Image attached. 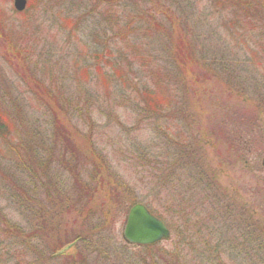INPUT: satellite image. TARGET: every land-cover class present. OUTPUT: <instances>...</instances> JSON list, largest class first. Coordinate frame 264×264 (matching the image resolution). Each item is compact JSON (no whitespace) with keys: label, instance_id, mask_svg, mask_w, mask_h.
<instances>
[{"label":"rangeland","instance_id":"1","mask_svg":"<svg viewBox=\"0 0 264 264\" xmlns=\"http://www.w3.org/2000/svg\"><path fill=\"white\" fill-rule=\"evenodd\" d=\"M26 1L17 11L0 0V102L11 119V139L0 140L8 224L0 264H175L178 254L202 264V223L215 229V254L232 257L226 264H264V249L245 253L246 235L230 229L221 208L222 199L231 213L240 208L264 237V58L248 50L257 49V31L234 37L241 17L218 0ZM144 90L161 97L162 113L142 112ZM164 133L171 148L174 138L192 151L195 166L153 167L155 147L169 161ZM59 138L79 155L64 152ZM26 140L31 153L20 156L32 170L37 144L53 143L47 172L60 194L51 203L36 170L25 175L7 153ZM136 155L148 157V169ZM132 200L173 224L167 240L124 242Z\"/></svg>","mask_w":264,"mask_h":264},{"label":"trees","instance_id":"2","mask_svg":"<svg viewBox=\"0 0 264 264\" xmlns=\"http://www.w3.org/2000/svg\"><path fill=\"white\" fill-rule=\"evenodd\" d=\"M217 4L220 7L223 8H227L228 10L231 11L233 17H241L240 21H233L232 22V26H230V30H231V34L236 35V37L239 39L240 37H242L243 35H245V31L247 30H256L258 33V38H259V42L257 43V49L256 51L251 50L250 48H248L249 53L252 54V56H254L256 54V52L259 53L260 58H264V0H218ZM32 5V3L30 2L27 7L29 8ZM229 24H230V20ZM238 24V25H237ZM185 60V59H182ZM194 60H197L196 58H194L192 56V58H189L188 60H185L186 62L184 63V69L190 67L193 63ZM217 69L220 68V66H216ZM188 70V69H187ZM186 70V71H187ZM120 72V71H119ZM127 80V79H126ZM122 81L125 83V79L122 78ZM127 82L129 83V80H127ZM180 82V81H179ZM155 88L158 89V87L160 86V82L156 81L154 83ZM133 88L134 90H138V91H142V85L141 87L136 86L135 84H133ZM139 88V89H138ZM145 91V90H144ZM156 92V91H155ZM143 99L145 102L146 107H143L142 112L144 111V113L146 112H151L152 114H156V113H162V110L160 109V105L162 104V99L161 97H154V96H150L148 94H146V91L143 93ZM1 100H3L2 98H0ZM147 103L150 104L153 109H150L147 107ZM3 103L0 102V140H2L3 143H7L8 141L11 139V119L8 118L7 114L5 113V110H3ZM178 112V111H177ZM157 120H161V123L166 124V117H164V115L157 119ZM161 125V126H163ZM160 126V121H159V125L157 124L156 127ZM166 129H164V131L169 132V127L166 125ZM13 132H15V129L13 128ZM161 133V132H160ZM162 137L165 138L166 144H169V148L171 149L170 152V157H169V161L168 158L167 159H160V155H158V150L155 147V150H153L156 154L154 155L155 158H157V161H155L154 159L149 158V160H153L155 162V166H153L154 168H156L157 170V165L156 162H160V172L163 173V171H165V169L169 166L171 167H176V166H182L185 163H189L192 164L195 159L193 157L192 151L190 149H182L180 148L179 142L176 141L174 138H172V143L174 144L175 148L172 147V144L170 142L169 139V135L165 134L162 135ZM60 139V138H59ZM5 143V144H6ZM59 143L61 144V146L65 149L64 152H71L73 154H77L78 151L76 149L73 148V142L72 141H68V143L66 145H62V141L60 139ZM53 145V143H52ZM52 145L45 143L44 141L41 144V147L39 150L38 144H37V168H34V166L32 165L31 167L34 168L37 172V186L39 185V188L43 191L44 195H45V200L48 202H52L56 199H58L60 194L59 192H54L57 191L59 189L56 188V183L52 182L50 180V177L48 175V162H50L52 160V156L53 153L51 152L52 150ZM30 146V142L29 140L23 141L20 145H14V147H10L7 149V153L13 154V156H15L18 160V162L16 163H20L21 164V171L25 174V175H29V173L33 172L34 169L32 170L30 168V166L28 165V161L22 157H26L25 155H22V157L20 156V154L22 152L27 153L30 155L31 153V148ZM61 146H60V150H61ZM63 151V150H62ZM62 151H60V153L62 154ZM52 153V154H51ZM36 157V156H35ZM27 158H30L27 155ZM137 160L140 161V163H138L140 166L142 165V163L144 164V166H142L143 168H147L150 166L149 163H147L148 157L145 155L144 158L140 157L139 155H136ZM195 158L197 159V157L195 156ZM192 159V161H191ZM134 160H135V156H134ZM151 164V167L153 165L152 161H149ZM17 164V165H18ZM194 165V163H193ZM195 166V165H194ZM35 172V173H36ZM32 174V173H31ZM198 176V175H197ZM21 192H18V190H16L17 193L19 194H26L25 190L21 189ZM54 190V191H53ZM210 196H214V195H210ZM219 201H220V197H218ZM134 203H137V200H132L131 204L128 205L127 209L133 205ZM224 200L222 199L221 201V208L223 209V214H224V218H226L227 220L230 221L231 223V230H235L239 233H241L242 230V234L246 235L245 238H239L240 242L243 243V239H245V244L248 245V247H244V250L246 249L247 251L245 253H250L249 255L252 257L255 255L256 251H260L261 253L263 252L264 249V237L262 236L263 232H260L259 230H257L256 228L253 230L252 229V224L248 223V217H244L243 216V212L241 211V209L237 208L234 204V211L233 213H231L230 210H227V208L223 205ZM170 208H172L170 205H168ZM148 208V207H147ZM149 211H151L154 214V211H152L150 208H148ZM157 217H159L163 222H165V224L170 228L173 227L172 223H169L167 220H165L163 218V216L161 214H155ZM210 216L213 217V213H209ZM214 215L216 216L217 213L214 212ZM38 219H40V217H38ZM47 223V222H46ZM46 223L43 222L42 226H46ZM202 229H199L197 236L202 238V245H203V254L206 258L203 259V263L202 264H226L227 260L231 261V258L228 256L227 253L225 252H221L224 253L223 257H221V255H216L215 253H218L219 251L217 250V247L213 244L214 242H212V232H215V229H211V227L206 226L204 223H202ZM5 227V228H4ZM8 224H7V219L6 217L0 213V228L2 229V231H6L8 228ZM242 227V228H241ZM7 228V229H6ZM44 228V227H43ZM257 232L259 234H257ZM205 235V236H204ZM44 238V237H43ZM230 238V237H229ZM77 239V238H76ZM79 239V238H78ZM234 241H237L236 238H233ZM238 247L240 244H237ZM243 251V250H242ZM184 254L183 255H179L178 254V261H176L175 264H184ZM264 262V261H263Z\"/></svg>","mask_w":264,"mask_h":264},{"label":"water","instance_id":"3","mask_svg":"<svg viewBox=\"0 0 264 264\" xmlns=\"http://www.w3.org/2000/svg\"><path fill=\"white\" fill-rule=\"evenodd\" d=\"M25 4V0H14L13 2L14 8L17 11H22ZM122 236L124 240L129 243L148 245L167 238L169 236V231L165 225L159 219L151 215L143 205L136 204L131 207L126 216ZM74 243L75 242L69 243L59 250L58 253L71 248Z\"/></svg>","mask_w":264,"mask_h":264}]
</instances>
